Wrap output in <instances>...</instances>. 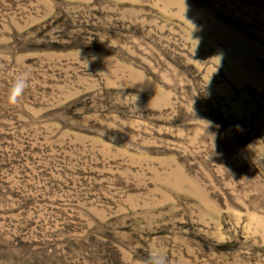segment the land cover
<instances>
[{
  "label": "rangeland",
  "instance_id": "1",
  "mask_svg": "<svg viewBox=\"0 0 264 264\" xmlns=\"http://www.w3.org/2000/svg\"><path fill=\"white\" fill-rule=\"evenodd\" d=\"M155 254L264 264V0H0V264Z\"/></svg>",
  "mask_w": 264,
  "mask_h": 264
},
{
  "label": "clouds",
  "instance_id": "2",
  "mask_svg": "<svg viewBox=\"0 0 264 264\" xmlns=\"http://www.w3.org/2000/svg\"><path fill=\"white\" fill-rule=\"evenodd\" d=\"M192 26H193L192 31H194L195 26L193 24ZM190 39L192 42H194V51H195L196 47H198L199 39H193L192 36L190 37ZM215 58L218 60V63H219L220 57L217 56ZM26 87H27L26 76L22 75V76L17 77L10 89L9 96H8V103L10 105H15L16 103H18V100L24 93ZM149 264H166V258L162 255L155 254L150 258Z\"/></svg>",
  "mask_w": 264,
  "mask_h": 264
}]
</instances>
